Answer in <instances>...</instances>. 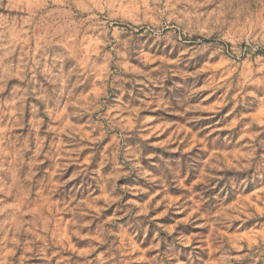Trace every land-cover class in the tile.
Returning a JSON list of instances; mask_svg holds the SVG:
<instances>
[{
    "label": "rangeland",
    "instance_id": "obj_1",
    "mask_svg": "<svg viewBox=\"0 0 264 264\" xmlns=\"http://www.w3.org/2000/svg\"><path fill=\"white\" fill-rule=\"evenodd\" d=\"M0 264H264V0H0Z\"/></svg>",
    "mask_w": 264,
    "mask_h": 264
}]
</instances>
